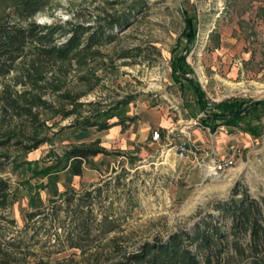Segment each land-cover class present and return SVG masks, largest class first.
<instances>
[{
  "label": "rangeland",
  "instance_id": "rangeland-1",
  "mask_svg": "<svg viewBox=\"0 0 264 264\" xmlns=\"http://www.w3.org/2000/svg\"><path fill=\"white\" fill-rule=\"evenodd\" d=\"M182 11L196 23L187 63L207 100L264 99V0H46L35 16L21 22L119 23L111 33L114 40L102 48L107 55L104 62L85 70L75 68L67 89L82 95L79 103H94L92 110L98 109L106 117L121 114L137 116L138 120L127 133L114 137L110 131L68 128L72 118L43 114L48 129L39 135L49 137V142L29 153L17 152L13 146L0 150V161L5 163L0 167V178L9 181L18 193L7 212L15 227L0 221L2 231L13 237L24 228L28 212L45 208L68 188L76 191L99 186L115 175H120L122 185L109 188L121 218L116 235L129 251L155 238L192 232L209 221V216L218 219L217 227L228 235L230 224L220 219L216 204L239 201L243 193L264 201V117L258 137L225 126L211 134L198 124L191 91L171 80V57L185 26ZM2 19H17L13 5L6 0H0ZM182 50L183 46L178 53ZM88 71V83L77 80ZM93 76L100 80L96 82ZM45 98L53 100L50 95ZM127 98L133 100L125 105ZM87 111L88 107H82L80 115L91 116ZM154 131L159 132L157 141L151 139ZM96 139L108 155L89 159L82 177L74 176L69 168L41 174L55 165L49 158L52 153L61 156L70 145ZM123 140L129 144L125 146ZM182 144L193 150L185 159L178 158L175 150ZM232 146L241 150L235 166L222 178L207 177L204 163L226 155ZM12 165L19 168L13 170ZM63 165L61 162L59 167ZM31 234L26 233L24 241ZM38 237L35 239H41Z\"/></svg>",
  "mask_w": 264,
  "mask_h": 264
},
{
  "label": "trees",
  "instance_id": "trees-1",
  "mask_svg": "<svg viewBox=\"0 0 264 264\" xmlns=\"http://www.w3.org/2000/svg\"><path fill=\"white\" fill-rule=\"evenodd\" d=\"M6 1L13 5L17 19L0 21V150L13 146L17 152L29 153L49 142V137L39 135L48 129L43 118L46 113L72 118L68 128L80 131L103 132L119 126L124 133L137 122V116L106 117L98 109L92 110L94 103H79L82 95L67 89L75 68L85 70L104 62L107 55L102 48L114 40L111 33L119 23L105 20L94 26L71 21L61 25L22 23L35 16L46 0ZM182 13L185 26L182 40L171 57V80L191 91L199 126L211 134L225 126L258 137L264 99H229L218 103L207 100L187 63L195 43L196 23L185 11ZM181 46L183 50L178 53ZM88 72L77 80L88 83L91 74ZM93 78L96 82L100 80ZM47 95L52 96L51 102L45 98ZM132 100L127 98L123 104ZM66 106L69 109H64ZM84 106L91 116L80 115ZM113 117H117L116 121H109ZM100 143L96 139L88 144L70 145L61 156L52 153L49 158L54 159L55 165L41 174L46 176L69 168L74 176L82 177L89 159L108 155ZM1 156L7 158L5 154ZM61 162L64 165L59 167ZM4 164L0 161V167ZM18 168L11 166L13 170ZM115 176L99 186L66 189L45 208L28 212L24 228L13 237L0 228V264H264V201L252 199L247 193L239 201L218 203L214 207L221 220H228V235L217 227L218 219L209 216V221L197 225L192 232L180 231L165 239L155 238L129 251L122 237L116 235L121 229V218L119 208L114 207L115 202L109 196V188L122 185L120 175ZM17 198V189L0 178V221L11 228L15 227V220L7 212ZM29 231L32 234L24 241L23 236ZM38 236L41 239L36 240ZM68 251L73 253L63 256Z\"/></svg>",
  "mask_w": 264,
  "mask_h": 264
},
{
  "label": "built area",
  "instance_id": "built-area-1",
  "mask_svg": "<svg viewBox=\"0 0 264 264\" xmlns=\"http://www.w3.org/2000/svg\"><path fill=\"white\" fill-rule=\"evenodd\" d=\"M151 139L152 141H157L159 139V132L154 131ZM175 150L180 159H185L193 154V150L186 147L185 144L179 145ZM240 151L238 146H232L226 155L222 157H213L212 160L204 163L203 167L205 168L207 177L214 179L224 177L226 173L235 166Z\"/></svg>",
  "mask_w": 264,
  "mask_h": 264
},
{
  "label": "crops",
  "instance_id": "crops-1",
  "mask_svg": "<svg viewBox=\"0 0 264 264\" xmlns=\"http://www.w3.org/2000/svg\"><path fill=\"white\" fill-rule=\"evenodd\" d=\"M219 47V45L218 46H216V49ZM197 80V79H196ZM199 83V82H198ZM199 85H200V87L202 88V86H201V84L199 83ZM202 90H203V88H202ZM204 91V90H203ZM206 94V93H205ZM193 98V97H192ZM192 101H194V99L192 100ZM192 101H191V103H192ZM192 107H193V105H192ZM135 124V123H134ZM134 124H132L130 127H129V129L131 128V127H133V125ZM128 129V130H129ZM127 130V131H128ZM108 131H110L111 132V136H114L115 137V135H117V134H122V132H121V128L119 127V126H115V127H113V128H111L110 130H108ZM127 131H125L124 132V134L125 133H127ZM126 136V139H128V135H125ZM125 140V139H124ZM123 140V142L125 143V146H127V144H129V140H128V142H125ZM106 141V142H105ZM102 142H105V143H110V142H112L110 139H107V140H105V139H102Z\"/></svg>",
  "mask_w": 264,
  "mask_h": 264
}]
</instances>
